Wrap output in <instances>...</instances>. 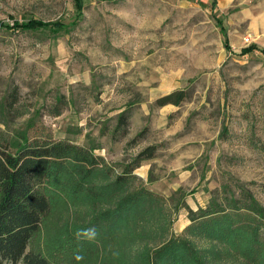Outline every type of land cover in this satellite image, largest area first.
Instances as JSON below:
<instances>
[{"label": "rangeland", "instance_id": "374dc122", "mask_svg": "<svg viewBox=\"0 0 264 264\" xmlns=\"http://www.w3.org/2000/svg\"><path fill=\"white\" fill-rule=\"evenodd\" d=\"M80 4L0 0V141L51 134L95 147L118 172L156 146L135 185L179 207L173 235L221 184L264 204V0ZM30 20L43 25L22 29ZM178 89L187 93L178 105L155 103ZM122 111L129 128L114 141Z\"/></svg>", "mask_w": 264, "mask_h": 264}, {"label": "trees", "instance_id": "16d2710c", "mask_svg": "<svg viewBox=\"0 0 264 264\" xmlns=\"http://www.w3.org/2000/svg\"><path fill=\"white\" fill-rule=\"evenodd\" d=\"M36 25L43 24L30 20L21 28ZM186 97L178 89L155 103L178 105ZM17 100L15 88L11 107ZM61 110L55 106L53 115ZM128 128L122 111L111 139ZM146 131L125 146L138 145ZM94 149L47 133L0 141V264H264V204L248 188L221 184L173 235L179 207L135 185L134 170L157 147H143L120 172Z\"/></svg>", "mask_w": 264, "mask_h": 264}, {"label": "crops", "instance_id": "0c3cea01", "mask_svg": "<svg viewBox=\"0 0 264 264\" xmlns=\"http://www.w3.org/2000/svg\"><path fill=\"white\" fill-rule=\"evenodd\" d=\"M205 1H207V0H205ZM212 1H214V0H212ZM215 4H216V2H215Z\"/></svg>", "mask_w": 264, "mask_h": 264}]
</instances>
